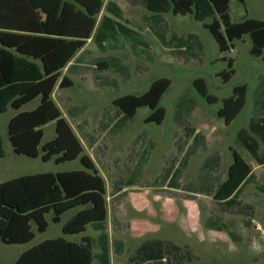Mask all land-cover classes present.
Segmentation results:
<instances>
[{
  "label": "trees",
  "instance_id": "trees-1",
  "mask_svg": "<svg viewBox=\"0 0 264 264\" xmlns=\"http://www.w3.org/2000/svg\"><path fill=\"white\" fill-rule=\"evenodd\" d=\"M127 1L130 5H140L154 12L143 17L146 24L163 45L174 53H187V59L199 56L195 51V47H200L197 36L173 34L168 39L169 26L160 14H192L198 21L204 22L221 52L230 51L235 46V40L243 39L248 34L253 42L251 54L255 57L264 54V19L246 17L242 21H233L230 15L231 0ZM207 19L211 21L207 22ZM130 25L131 20L114 0L106 4L103 0H0V113L6 112L10 106L20 110L27 103L41 98L35 109L19 111L11 118L9 137L14 151L29 157L41 155L44 161L54 159L58 164L79 158L83 165L76 170L27 174L1 182L0 238L7 244L30 242L35 237L34 225L38 231L44 232L50 224L48 214H52L54 222H60L62 216L72 209L78 211L64 224L65 234H82L89 226L99 231L93 238L84 235L81 241H71L63 236L46 239L24 251L14 264H111L106 178L94 158L86 152L83 142L78 141L77 133L54 98V91L72 86L71 75L87 69L86 56L90 51L84 47L91 38L102 52L130 44L137 56V70L143 67V57L152 60L151 46ZM222 59L228 60V69L218 75L228 81L236 73L234 59L226 56ZM94 71L97 84L116 89L117 80L104 76V72H115L124 80L130 78L129 66L116 56L97 61ZM194 83L209 102L218 101L216 96L209 93L205 79L198 78ZM170 85L171 79L163 77L155 80L142 94L130 93L116 98V118L107 124L104 115L101 127L118 134L137 110L145 106L152 110L146 122L162 123L166 109L161 106V100ZM247 93L246 84L237 85L233 94L224 99L218 115L226 124L232 123L245 108ZM195 106V101L190 97L179 100L175 119L187 136L183 146L177 147L181 157L166 165L158 179L166 183V189L182 191L188 198H195L193 193L211 196L215 207L206 219V227L227 230L223 218L226 213L247 216L244 223L248 227L252 224L255 205L244 201L242 194L249 184L264 192V184L254 173L253 166L237 150L231 148L234 161L225 180L216 172L215 166L222 164L221 155L217 154L206 160L197 181H181L191 156L200 148L207 147L205 135L201 131L196 133L190 121ZM75 110L81 111V108H68L71 115ZM255 110L250 131L260 138L263 151L260 152L259 139L247 129L240 130L239 137L255 159L264 165V115L260 107ZM50 122L56 124V136L43 142V127ZM79 129H82L81 126ZM82 135L89 138L88 146L93 149L96 143L94 139L84 133ZM138 139L143 144L134 152L131 168L125 175L112 179L115 224H119L117 206L129 192L124 188L142 185L146 166L156 146L145 134ZM4 156L0 126V160ZM123 227L128 229L130 225L124 224ZM228 232L232 239H239L235 231ZM118 244L123 250L125 242L114 240L116 252L121 253ZM96 248L100 252H95ZM198 260L199 256L188 244L149 239L131 255L128 264H184Z\"/></svg>",
  "mask_w": 264,
  "mask_h": 264
},
{
  "label": "rangeland",
  "instance_id": "rangeland-1",
  "mask_svg": "<svg viewBox=\"0 0 264 264\" xmlns=\"http://www.w3.org/2000/svg\"><path fill=\"white\" fill-rule=\"evenodd\" d=\"M103 1L107 2V0ZM116 1L123 8L125 16L131 20L130 27L140 32L151 46L153 59L143 57V67L137 70V56L134 55L130 44L119 45L118 49L102 52L93 39H90L85 46L90 51L86 56L87 69L79 74L71 75L73 85L63 90L56 89L54 98L77 133L78 141L83 142L86 152L94 158L102 173L106 175L110 200L112 179L125 175L129 171L134 152H137L143 144L138 137L145 134L156 143L151 153L150 164L145 171L144 183L139 187L128 188L130 195L120 208L121 214L118 213L124 223H131V228L120 232L119 236L128 241V249H133L145 238L154 236L171 239L181 245L191 244L194 252L199 255V260L184 264H264V193L256 189L254 184L247 186L242 194L244 201L255 205L251 225L248 227L245 225L244 220L248 217L242 214H223L227 230H233L239 235V239L232 240L227 230L216 231L204 226L207 217L213 213L215 207L211 197L201 196L200 199L191 202L185 198L182 191L166 189V183L158 179L166 165L181 157L177 147L183 146L187 135L176 121L175 112L179 100L183 97H190L195 101V111L190 121L206 134L208 148L191 157L182 183L196 179L204 160L217 152L224 156L223 175L226 177L233 159L230 147L237 150L247 161H251L253 167H257L256 161L249 155L237 135L241 128H248L249 125L253 108L251 91L248 93L245 108L232 123L226 124L225 120L218 115L220 108L223 107L224 99L233 94L237 85L246 84L251 89L258 75L261 76L264 73V61L250 52L253 45L250 35L247 34L243 39L235 40V46L230 51L221 52L219 44L204 26V22L198 21L192 14L175 15L173 12L160 14L169 26L168 39L173 34L197 36L200 47H195V51L199 56L187 59V53H174L163 45L146 24L143 17L150 16L154 12L140 5H130L126 0ZM230 15L233 21H242L246 17L264 19V0H244V2L231 0ZM206 21L209 22L211 19ZM109 56L119 57L130 68L128 80H124L115 72L103 73L104 76L117 80V89L97 84L95 81L94 67L97 61H102ZM224 56L234 59L236 69V73L228 81H224L222 76L218 75L228 69V60L222 59ZM163 77L170 78L171 85L161 100V106L166 109V116L162 123L146 122L152 110L145 106L137 110L134 117L118 134H113L103 126L101 127L104 115H106L104 121L107 124L116 118L117 107L114 105L116 98L130 93L142 94L155 80ZM198 78L205 79L209 93L218 98L217 102H209L198 91L194 83ZM40 101L41 98L38 97L20 110L10 106L6 112L0 113L5 148V156L0 160V183L27 174L76 170L83 167L79 158L58 164L54 159L44 161L41 155L29 157L14 151L9 137L11 118L19 111L35 109ZM69 106H77L81 108V111L75 110L71 112V115L68 112ZM79 126L82 129H79ZM44 132L43 142L53 139L56 136L55 122L45 125ZM81 132L94 139L96 143L93 149L88 146L89 138H84ZM255 173L264 184V171L255 169ZM161 190H167L169 192L167 194L176 196L167 200L164 192L158 193ZM161 199L167 200L163 206L167 211L161 212L160 203L154 205L159 206L156 210L160 211V214L166 212L170 219L164 223L160 220L158 222L157 218L160 214L157 215L156 212L155 215L151 208L155 200ZM135 204H141L145 208L137 211ZM190 204H194L199 210L192 224L189 217ZM77 211L78 209H72L66 212L60 222H54L52 214H48L47 218L50 222L48 229L40 232L34 225L35 237L30 242L7 244L0 238V263L14 264L24 251L46 239L63 236L71 241H81L85 234H93L90 227L87 233L77 235H68L63 232L64 224ZM109 220L112 224V208ZM158 225L161 227L157 231ZM191 226L198 234L187 231V228ZM111 236H114L112 230ZM127 256L128 252L120 258L119 264H124Z\"/></svg>",
  "mask_w": 264,
  "mask_h": 264
},
{
  "label": "crops",
  "instance_id": "crops-1",
  "mask_svg": "<svg viewBox=\"0 0 264 264\" xmlns=\"http://www.w3.org/2000/svg\"><path fill=\"white\" fill-rule=\"evenodd\" d=\"M67 1H69V2H73V0H67ZM109 0H107V2H108ZM114 1H116V0H114ZM127 1V0H126ZM107 2H105L104 1V4H106ZM117 2V1H116ZM118 3V2H117ZM119 4V3H118ZM120 5V4H119ZM259 19H263V18H259ZM92 39V38H91ZM90 40V39H89ZM88 40V41H89ZM87 41V42H88ZM87 44V43H86ZM86 46V45H85ZM84 48H86V47H84ZM83 48V49H84ZM258 58H261L263 61H264V54H263V56H261V57H258ZM74 60V59H73ZM73 60L70 62V63H72L73 62ZM69 63V64H70ZM68 67V66H67ZM67 67L65 68V71L64 72H66V70H67ZM248 86V93H249V91H251V93H252V102H253V108H252V112H251V117L249 118V125H248V128H241L240 130H242V129H247L252 135H254L251 131H250V125H251V122H252V119H253V116H254V111H256L255 109H257V107H260V109L262 110V115H264V73L261 75V76H259L258 75V77H257V80L255 79V81H254V83H253V85H252V88L250 89V87H249V85H247ZM248 93H247V96H248ZM246 104H247V102H246ZM246 106V105H245ZM16 115V114H15ZM194 115V112H193V114H192V116ZM191 116V117H192ZM47 125V124H46ZM194 126V125H193ZM195 127V126H194ZM44 128V127H43ZM196 128V127H195ZM240 130L238 131V139L241 141V139H240V137H239V132H240ZM202 132L204 135H205V137H206V134L202 131V130H199V129H197L196 128V133L197 132ZM256 138H258L259 139V141H260V152H262L263 151V144H262V142H261V140H260V138L259 137H257L256 135H254ZM193 138V137H192ZM192 138L189 140V144L192 142ZM241 143H242V141H241ZM206 144H207V147L206 148H200L196 153H194L192 156H194L195 154H197L198 152H200L201 150H206L207 148H208V141H207V137H206ZM243 144V143H242ZM244 145V144H243ZM245 147V146H244ZM231 148H233V147H230V149ZM245 149L247 150V152L249 153V155L252 157V159L253 160H255L256 161V163H257V167H253V171H254V173H255V169H262L263 171H264V165L263 164H261V163H259L256 159H255V157L251 154V152L245 147ZM231 151H232V149H231ZM217 154H220L221 155V165H219V164H217L215 167H216V172L217 173H220L221 174V176H222V179L223 180H225L226 178H227V175H228V172H227V175H226V177L223 175V168H224V166H225V162H224V156H223V154L222 153H220V152H217V153H215L214 155H217ZM232 154H233V151H232ZM214 155H212V156H214ZM191 156V157H192ZM211 157V156H210ZM209 157H207L205 160H204V162L202 163V165H201V167H200V169H199V172H198V176H197V178L196 179H194V180H189V181H187V182H184V183H188V182H190V181H197L198 180V178H199V175H200V173H201V171H202V169H203V166H204V164H205V162H206V160L208 159ZM191 159V158H190ZM233 161H234V156H233V159H232V162H231V164L233 163ZM189 162H190V160H189ZM248 162L252 165V163H251V161H249L248 160ZM149 164H150V162H149ZM148 164V165H149ZM231 164H230V166H231ZM147 165V166H148ZM188 165H189V163H188ZM188 165H187V167H188ZM147 166H146V168H147ZM229 166V167H230ZM253 166V165H252ZM187 167H186V169H187ZM186 169L184 170V173H185V171H186ZM100 171H101V169H100ZM145 171H146V169H145ZM228 171H229V168H228ZM101 173H102V171H101ZM184 173H183V176H184ZM103 174V173H102ZM256 174V173H255ZM104 175V177L106 178V175L105 174H103ZM258 177V176H257ZM182 179H183V177H182ZM144 181H145V175H144V179H143V183H144ZM182 181V180H181ZM106 182H107V179H106ZM142 183V184H143ZM250 185V184H249ZM248 185V186H249ZM142 186V185H141ZM145 186H150V185H145ZM255 186V185H254ZM134 187H139V186H134ZM128 188H132V187H127V188H124V190H128ZM165 188H167V186L165 187ZM111 189H112V187H111ZM246 189V188H245ZM257 189V188H256ZM109 188H108V185H107V192H108V210H109V212L108 213H110V211H111V208L113 209V193H110V196H111V200H110V198H109ZM112 191V190H111ZM129 191V190H128ZM245 191V190H244ZM161 192H163L162 190L161 191H159L158 193H160L161 194ZM165 193V192H164ZM264 193V192H263ZM163 194V193H162ZM196 197L195 198H188V197H185L186 199H188V200H190L191 202H194V201H196V200H198V199H200V197L201 196H208V197H211V196H209V195H206V194H201V193H193ZM129 195H130V191L128 192V195H127V197H125V199H123L120 203H119V205L117 206V208H118V212H117V214H116V216H117V219L119 220V224H115L114 223V216H113V220H112V224H110V220H109V217H108V223H109V225H108V230H109V234H110V246H111V251H110V262H111V264H119V261H120V258H122L125 254H126V252H128V256H127V258H126V261H125V263L124 264H128V262H129V258L131 257V255L137 250V248L144 242V241H146V240H149V239H161V240H169V241H173V240H171V239H167V238H163V237H158V236H154V237H149V238H145L144 240H142L140 243H138L137 245H135L134 246V248L133 249H131V248H129L128 249V241L124 238V237H122V236H119V234H120V232H123L124 230H126L127 228H125V227H123V225L124 224H129L130 225V227H129V229L131 228V223L130 222H126V223H124L123 222V220L122 219H120V217L118 216V213H120V208L122 207V205H123V203L126 201V199L129 197ZM164 196H166L167 197V200H169L170 199V197H175L176 195H170V194H167V193H165L164 194ZM212 198V197H211ZM156 199V198H155ZM167 200H165V199H161V200H155L154 202H153V204H151V208H152V211H154L153 213L156 215V212H157V215L158 214H160L162 211L164 212V211H167L166 210V208H164L163 206H165V202L167 201ZM212 200H213V198H212ZM156 203H160L161 204V212L160 211H158V210H156L157 209V207H159V206H156V205H154V204H156ZM135 207H136V210L137 211H141V210H143L144 208H145V206H142L141 204H135ZM149 207V206H148ZM112 212H113V210H112ZM199 212V210H197L196 208H195V205L194 204H190V210H189V217H190V222H191V224H192V222H193V220H194V218H195V216H196V214ZM121 214V213H120ZM119 214V215H120ZM158 219V222H159V220H160V222L161 223H164L165 221H168V220H170L169 218H168V216H167V214H166V212H165V214H160V216L157 218ZM205 223H206V221H205ZM204 223V226L206 227V224ZM90 227V226H89ZM87 228V231L85 232V233H87L88 232V230L91 228ZM160 227H161V225H158V227L156 228L157 229V231L160 229ZM206 228H208V227H206ZM92 229V228H91ZM208 229H210V228H208ZM111 230L113 231V233H114V236H111ZM128 230V229H127ZM212 230H214V229H212ZM92 231L94 232L93 234H85V235H87V236H89L90 238H93V237H95V236H97L98 234H99V231H95V230H93L92 229ZM187 231L188 232H190V233H193V234H198L197 233V231H196V229L193 227V226H191V227H188L187 228ZM216 231H218V230H216ZM224 231V230H223ZM228 231V230H227ZM115 239H119V240H122V241H124L125 242V244H124V248H123V250L121 249V245H119L118 244V249L119 250H122V252L121 253H117L116 252V249H115V246H114V240ZM233 240V239H232ZM173 242H175V241H173ZM176 243V242H175ZM178 244V243H177ZM186 244H188V243H185V244H182V245H186ZM179 245H181V244H179ZM188 245H190L191 246V244H188ZM192 247V246H191ZM193 249V248H192ZM95 252H100V249L99 248H96L95 249ZM196 254V253H195ZM198 255V254H197ZM199 256V255H198ZM94 264H97V262H94Z\"/></svg>",
  "mask_w": 264,
  "mask_h": 264
}]
</instances>
